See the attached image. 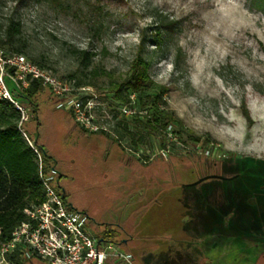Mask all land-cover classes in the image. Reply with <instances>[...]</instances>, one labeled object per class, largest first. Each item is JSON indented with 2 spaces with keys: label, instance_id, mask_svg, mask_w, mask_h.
<instances>
[{
  "label": "rangeland",
  "instance_id": "1",
  "mask_svg": "<svg viewBox=\"0 0 264 264\" xmlns=\"http://www.w3.org/2000/svg\"><path fill=\"white\" fill-rule=\"evenodd\" d=\"M8 17L21 22L23 56L94 97V123L110 136L82 132L46 90L35 97L39 123L26 127L52 158L66 202L87 216L88 233L117 244L132 237L121 248L135 264L173 234L163 229L165 195L174 182L193 180L181 171L224 162L230 175L231 162H264V15L248 0H0V25ZM157 28L168 30L160 47ZM143 40L150 62L145 94L161 93L178 122L134 145L120 135L124 123L135 129L144 114L139 97L127 104L134 119L120 116L114 87L127 81ZM21 264L48 262L34 256Z\"/></svg>",
  "mask_w": 264,
  "mask_h": 264
},
{
  "label": "flooded vegetation",
  "instance_id": "2",
  "mask_svg": "<svg viewBox=\"0 0 264 264\" xmlns=\"http://www.w3.org/2000/svg\"><path fill=\"white\" fill-rule=\"evenodd\" d=\"M231 164L236 170L230 175L224 162H205L188 173L181 171L193 180L174 182L165 195L169 206L163 229L174 228L173 234L154 244L153 254H145L147 264H256L264 260V162ZM205 177L210 178L197 183ZM179 188L194 191L173 192ZM132 240L128 236L119 245L128 246Z\"/></svg>",
  "mask_w": 264,
  "mask_h": 264
},
{
  "label": "trees",
  "instance_id": "3",
  "mask_svg": "<svg viewBox=\"0 0 264 264\" xmlns=\"http://www.w3.org/2000/svg\"><path fill=\"white\" fill-rule=\"evenodd\" d=\"M248 1L252 9L264 15V0ZM21 28V22L18 19L8 17L4 24L0 25V49L6 47L9 54L25 55L26 47L20 45ZM167 33V28H157L153 34L154 45L158 47L162 46ZM83 54L87 56V60L90 59V54ZM29 60L40 68L47 67L44 63L36 59L30 58ZM149 68L150 62L145 57L143 40L142 46L139 47L137 56L131 66L127 81L122 85L114 87V99L120 105L129 104L131 95H138L139 97L137 100L138 105L144 112L141 117L138 119L135 118V123L139 127L136 125L135 129H131L128 123H124L123 125L118 123V125H122L123 135H120V137L122 138L126 135L132 140L134 145L136 143H145L149 136H154L156 132H162L172 123L178 122L164 107L165 104L162 100L161 93L154 96L145 94L148 88L147 86L150 84ZM81 85L80 82H76V86ZM45 90L50 96L53 107L55 108V102L50 92L36 80L31 81L29 87L22 93L13 92V95L28 110L29 119L27 122L21 123L19 111L9 102L0 100V244L9 241L14 229L28 221L25 210H31L44 201L40 172L41 175L48 176L51 170L56 171L52 158L48 155L45 148L38 144L36 138L30 135L26 127L30 121L36 124L39 123V111L35 97ZM246 113L245 116H247ZM69 115L73 119V116L71 114ZM75 124L82 132L91 134V132L80 127L77 123ZM99 133L110 136L102 130ZM199 139L194 138L192 140L197 143ZM114 140L122 147L117 138H114ZM33 149L37 151L38 155ZM237 162L257 164L262 161L244 159L237 160ZM58 178L59 172L56 171V175L52 181V187L63 202L68 204L64 191L59 186ZM102 239L109 240L106 234H104ZM9 257L10 264H21L22 262L17 251H14ZM139 264L146 263H142L141 261Z\"/></svg>",
  "mask_w": 264,
  "mask_h": 264
},
{
  "label": "built area",
  "instance_id": "4",
  "mask_svg": "<svg viewBox=\"0 0 264 264\" xmlns=\"http://www.w3.org/2000/svg\"><path fill=\"white\" fill-rule=\"evenodd\" d=\"M34 80L50 92L56 110L71 114L80 127L91 133L104 131L92 118L97 106L87 88L60 79L50 69L40 68L23 55L5 54L0 49V100L9 102L19 111L21 123L28 121L29 113L13 92L22 93ZM132 99L131 95L130 101ZM118 111L128 119L135 117L127 104ZM161 155L165 156V152L161 151ZM55 175V170L48 176L40 172L45 199L31 210H25L28 221L14 229L9 241L0 244V264H10L9 256L14 251L21 260L36 256L48 264H135L133 256L119 244L88 233L87 216L65 204L53 189Z\"/></svg>",
  "mask_w": 264,
  "mask_h": 264
},
{
  "label": "water",
  "instance_id": "5",
  "mask_svg": "<svg viewBox=\"0 0 264 264\" xmlns=\"http://www.w3.org/2000/svg\"><path fill=\"white\" fill-rule=\"evenodd\" d=\"M211 177H213V176H211ZM208 178H210V177L202 178V179H200L197 183H199V182L202 181V180L208 179Z\"/></svg>",
  "mask_w": 264,
  "mask_h": 264
}]
</instances>
